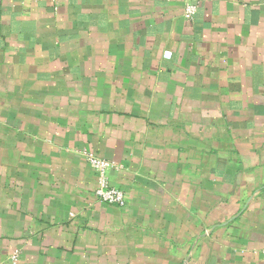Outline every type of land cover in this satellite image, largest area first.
<instances>
[{"label": "crops", "instance_id": "crops-1", "mask_svg": "<svg viewBox=\"0 0 264 264\" xmlns=\"http://www.w3.org/2000/svg\"><path fill=\"white\" fill-rule=\"evenodd\" d=\"M0 264H264V0H0Z\"/></svg>", "mask_w": 264, "mask_h": 264}, {"label": "built area", "instance_id": "built-area-1", "mask_svg": "<svg viewBox=\"0 0 264 264\" xmlns=\"http://www.w3.org/2000/svg\"><path fill=\"white\" fill-rule=\"evenodd\" d=\"M196 12V5L188 3L184 8L183 16L186 20L190 21ZM83 155L89 166L95 171L97 178V187L93 192L94 198L103 204L116 206L119 208L124 207L126 204L125 193L110 185L108 180V171L114 167V163L95 156L87 151ZM17 256H14L16 261Z\"/></svg>", "mask_w": 264, "mask_h": 264}]
</instances>
